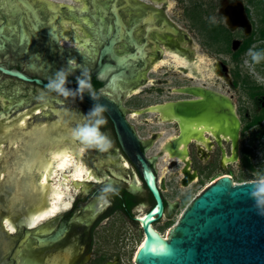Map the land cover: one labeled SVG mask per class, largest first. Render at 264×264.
Here are the masks:
<instances>
[{
	"label": "flooded vegetation",
	"instance_id": "flooded-vegetation-1",
	"mask_svg": "<svg viewBox=\"0 0 264 264\" xmlns=\"http://www.w3.org/2000/svg\"><path fill=\"white\" fill-rule=\"evenodd\" d=\"M76 1L80 3V8L75 14L68 5L63 7L65 13L61 14L53 11L47 0H0V92L16 93L21 88L33 94L44 91L45 88L36 82L20 80L5 71L18 70L33 80L47 84L58 69L67 68V61L74 58L89 71L92 89L100 84L97 90L109 94L114 92L116 83L124 85L126 82V92L129 93L147 83L149 85L153 80L150 76L156 74L155 65L166 59L171 62V55L186 57L188 65L190 59L194 58L193 51L183 46L188 38L179 26L180 15L170 10L164 0ZM69 19L76 24L67 29L63 22L70 21ZM80 29H85L84 35H79ZM68 33L73 35L70 40L77 47H82V37H87L89 43L85 46L90 54L78 52L74 47H66L62 42L67 39L65 36ZM181 70L186 73L190 71L187 68ZM79 75L80 71L76 70L69 76V88L77 87L76 77ZM49 95L57 96L55 93ZM3 96L0 93V112L7 116L13 114L11 118L20 109L33 106V103L24 99L8 104L9 99H3ZM68 99L78 102V99ZM3 103L7 104L6 108L1 106ZM20 103L23 105L16 107ZM60 131V126L45 129L41 133L42 140H45L43 144L50 145L53 137L59 136ZM114 132L115 139L117 136ZM33 135L26 136V142L18 147L29 148L31 144L32 148L37 146L36 141L31 142ZM21 137V134H15L12 139ZM194 143L196 142L191 144ZM147 144L150 146L148 142ZM115 145L121 162L125 164L123 169L131 173L119 176L122 177L119 179L113 171L101 172V180L84 182L88 186L87 190L66 198L67 207L54 217L33 227L28 223L31 213L42 212L49 205L47 186L40 183L41 174L37 181L44 189L33 183L29 197L14 198L16 203L23 205L21 208L14 210L8 205L6 211L0 207V211L14 221L16 228L11 233L6 226H0V230L11 238L8 246L11 252L0 257V264H136V254L146 238V232L140 223V215L136 216L135 211L142 208L141 215L147 216L156 206V199L116 139ZM6 166L5 160L0 164V170L8 169ZM155 175L158 178L156 172ZM107 186L115 189L116 194H105L102 190ZM133 188L137 189L135 194L131 193ZM158 188L165 211L161 217L155 216L156 221L152 226L161 234L155 226L163 217L170 215V210L162 189L160 186ZM144 192L147 200H143ZM4 193L1 190L0 199L3 202ZM28 201L31 204L26 208L23 203ZM150 205L151 208L148 209ZM7 216L0 217V220L3 222ZM134 225L140 229V244L135 253L132 248Z\"/></svg>",
	"mask_w": 264,
	"mask_h": 264
},
{
	"label": "water",
	"instance_id": "water-1",
	"mask_svg": "<svg viewBox=\"0 0 264 264\" xmlns=\"http://www.w3.org/2000/svg\"><path fill=\"white\" fill-rule=\"evenodd\" d=\"M234 7H239L243 23L249 27L241 3L228 5L223 11L228 13ZM52 9L58 13L57 10ZM180 28L184 30L181 26ZM184 31L188 41L183 43V46H191L189 33ZM62 43L66 47H71L68 38ZM79 52L90 54L89 51ZM5 72L23 81L36 82L45 88L46 84L42 81L33 80L18 70ZM123 84L125 86L116 83L113 93L96 91V95L100 97L99 101H94L87 91L82 100L79 96L74 99L91 105L100 103L108 107L105 114L114 125L122 151L137 168L156 199V206L147 217H139L140 222L145 226L146 234L148 231L151 234L145 238L138 250L136 264H264V215L258 214L254 208L255 202L250 198V182L238 184V176L234 178L230 175L222 176L205 188L189 203L169 236L158 226H155L156 229L164 237L153 228L155 216L161 217L165 211L163 197L158 188L160 186L165 197L163 180L150 146L123 104V100L131 93L126 92L128 84L126 82ZM41 92L33 94L23 91L22 88L16 93L0 92L4 94L3 99H9L8 104L20 99L33 103V106L20 109L13 118H11L13 114L7 116L0 112V164L6 160V167H9L0 170V192L1 190L5 192V200L3 202L0 199V207L6 211L8 205L14 210L21 208L23 205L16 203L14 198L29 197L33 183L38 188H45L37 181L40 174L41 185L47 186L49 205L46 210L28 216L29 226H36L57 215L68 204L66 198L80 195L82 190H87L88 186L84 182L98 181L100 176H103L100 175L101 172L113 171L118 175L116 177L131 173L122 167L125 164L121 162L108 123V128L101 130L113 141L110 151L101 153L90 149L80 153L81 146L73 141L70 130L82 122V114H87L90 107L75 100L49 94L45 102H40L37 97ZM187 93L197 95L199 98L179 101L173 106L164 105L166 113H171L173 108L177 119L193 120L203 117L216 118L218 112L224 110L222 103L216 97V92L197 87L190 88ZM22 105L20 103L16 107ZM1 106L6 108L7 104L3 103ZM50 126H60L61 131L59 136L53 137L50 145H44L45 140H42L41 133ZM15 134H21L22 137L14 140L12 137ZM28 135H33L34 139L31 142L36 141L38 145L33 148L32 144L29 148L18 147L26 142L24 139ZM16 147L18 148L15 149ZM64 149L69 150L67 159L52 160L53 153ZM46 157L48 158L45 161ZM88 173H91L92 179H89ZM136 191L137 189L133 188L131 193L135 194ZM23 204L28 208L31 201ZM5 216L7 214L0 211V217ZM0 226H6L11 233L16 231L14 221L9 216L3 222L0 220ZM10 241L11 238L0 230V257L11 252L8 248Z\"/></svg>",
	"mask_w": 264,
	"mask_h": 264
},
{
	"label": "rangeland",
	"instance_id": "rangeland-1",
	"mask_svg": "<svg viewBox=\"0 0 264 264\" xmlns=\"http://www.w3.org/2000/svg\"><path fill=\"white\" fill-rule=\"evenodd\" d=\"M47 1L61 14L65 13V5L72 9L73 14L80 8V3L76 0ZM164 1L170 10L180 15L179 25L189 33L191 46L185 47L193 51L194 55L186 67L190 71L186 73L181 69L177 70L169 63L150 76L153 80L149 85L147 83L146 87H138L142 89L141 92H131L123 100V104L130 116H135L132 119L144 140L149 143L161 174L171 212L156 226L169 236L189 203L220 177L238 176L239 184L251 182L264 174V60L255 64L248 55L249 49L264 52V0ZM238 3L244 7L249 27L235 28L224 16V8ZM84 21L90 24L87 19ZM63 24L70 29L76 23L71 19ZM84 34L85 29H80L79 35ZM66 36L76 51H89L85 46L89 43L87 37L83 36L84 45L77 47L70 40L73 35L68 33ZM248 44L251 45L250 48L244 50ZM200 59H203V63L201 67H197L194 62H199ZM186 60L188 63L187 58ZM162 63L157 65L163 66ZM187 87L205 88L234 102L235 115L240 121L236 163L224 165L222 160L224 150L228 155L231 154L232 144L224 143L221 147L214 140L211 141V150L199 147L196 143L189 145V159L181 164L175 163L177 159L168 155V150L174 151L169 145L171 136L180 135L181 125L177 121L169 123L160 120L158 115L166 113L165 107L155 113H147L146 110L153 105L162 107L171 102L198 99L197 95L191 93L184 95L175 92L176 89ZM164 116L169 120L168 115ZM143 197V200H147L145 192ZM150 208L151 205L148 206ZM142 213V208L135 211L136 216ZM117 226L118 223L115 227ZM139 237L140 229L134 225V253L140 244Z\"/></svg>",
	"mask_w": 264,
	"mask_h": 264
},
{
	"label": "bare ground",
	"instance_id": "bare-ground-1",
	"mask_svg": "<svg viewBox=\"0 0 264 264\" xmlns=\"http://www.w3.org/2000/svg\"><path fill=\"white\" fill-rule=\"evenodd\" d=\"M225 17H227L229 23L237 28L240 26H245L243 23V20L241 18V13L239 7H234L233 9L229 10L228 13H225L223 11ZM171 54V53H170ZM170 56V55H169ZM172 61L170 62L172 66L179 70L186 68L188 66L187 60L181 56L178 55H171ZM170 57V58H171ZM168 61H165L162 63V65H166ZM197 67H201V63H203V59H200L198 62H194ZM160 68H162L161 64H158L155 67V72H157ZM189 77V76H188ZM191 78V77H190ZM152 84V83H151ZM205 89V88H203ZM188 88H181L176 89L175 92L179 94H188L187 91ZM208 90V89H207ZM142 89L138 88L134 92L137 94L141 92ZM193 95V94H192ZM216 97L219 99V101L222 103L224 110L222 108V112H218V116L216 118H209V117H203L199 119H177L175 116V111L172 108L171 113H164L159 114L158 117L162 122L168 121L169 123H172L174 121H177L181 125L182 132L179 136H171V139L169 141V145H171L174 149V151H167L169 156L172 158H176L177 162L175 163H184L189 159V152H188V146L196 142L198 145L204 148H208L211 150V141H216L219 146L223 147L224 143H231L232 144V150L231 154L228 155L226 150L223 151V164L229 165L232 163H236L238 160V130L240 127V121L238 120L237 116L234 115L235 107L234 102L226 98L225 96L216 93ZM200 98H203V96H200ZM176 103V102H175ZM174 102L168 104V105H175ZM163 107V106H162ZM162 107H155L154 105L151 106L146 110L147 113H155L156 111H160V108ZM164 114L168 115L167 117L169 120H166ZM135 117V116H132ZM171 150V149H170ZM174 158V159H175ZM194 178H196L194 176ZM157 213V211H156ZM143 216V215H140ZM146 216V215H144ZM147 217V216H146ZM141 223V222H140ZM143 229H145L144 225ZM150 232L148 231L146 237L150 236Z\"/></svg>",
	"mask_w": 264,
	"mask_h": 264
},
{
	"label": "clouds",
	"instance_id": "clouds-1",
	"mask_svg": "<svg viewBox=\"0 0 264 264\" xmlns=\"http://www.w3.org/2000/svg\"><path fill=\"white\" fill-rule=\"evenodd\" d=\"M248 55L251 61L259 64L264 60V52L249 49ZM67 68L58 69L45 85V90L40 93L37 99L45 102L49 93H55L58 97L68 99L69 97L83 99L84 93L94 100L99 101L100 97L92 90L91 77L89 71L78 64L74 58L67 61ZM76 70L80 71V75L76 77L77 87L69 88V76L73 75ZM108 111L106 105L95 103L87 114H82V122L70 130L73 141L77 142L83 151L94 149L101 153H107L113 147V141L101 129L107 124L104 113ZM250 198L254 200V208L258 214L264 215V174L250 182ZM105 194H116L115 189L107 186L102 190ZM102 199L104 197H101Z\"/></svg>",
	"mask_w": 264,
	"mask_h": 264
},
{
	"label": "snow or ice",
	"instance_id": "snow-or-ice-1",
	"mask_svg": "<svg viewBox=\"0 0 264 264\" xmlns=\"http://www.w3.org/2000/svg\"><path fill=\"white\" fill-rule=\"evenodd\" d=\"M79 152L82 153L83 149L80 148ZM68 155H69V150L64 149L62 151H57V152L53 153L51 158H52V160L61 159V158L67 159ZM77 171L79 173V171H80L79 167H78ZM45 176H47V172H45ZM88 177H89V179H92L91 173H88ZM65 207H67V205ZM54 211H58V209H54ZM30 226H34V225H30Z\"/></svg>",
	"mask_w": 264,
	"mask_h": 264
},
{
	"label": "trees",
	"instance_id": "trees-1",
	"mask_svg": "<svg viewBox=\"0 0 264 264\" xmlns=\"http://www.w3.org/2000/svg\"><path fill=\"white\" fill-rule=\"evenodd\" d=\"M250 46H251L250 44L246 45V47L244 48V50L249 49ZM98 86H100V84H98L97 86L93 87L92 90H93L94 92L98 91V90H97V87H98ZM78 102H79V103H82L83 105H87V106H89L90 109H91L92 106H93V105H91V104H89V103H86V102H84V101H80V100H78ZM104 117L107 119V123L109 124V128L112 130V132H114L113 124H112V122L109 120V118L105 115V113H104ZM108 124L105 125L103 128H108V127H107ZM114 133H115V132H114ZM115 136H116V135H115ZM115 139H116V142H117V144H118V141H117V138H116V137H115Z\"/></svg>",
	"mask_w": 264,
	"mask_h": 264
}]
</instances>
